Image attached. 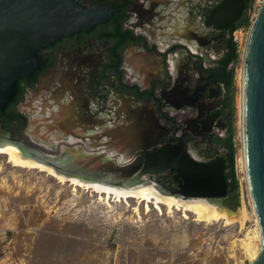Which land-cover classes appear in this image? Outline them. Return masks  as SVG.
Segmentation results:
<instances>
[{
  "label": "flooded vegetation",
  "instance_id": "obj_1",
  "mask_svg": "<svg viewBox=\"0 0 264 264\" xmlns=\"http://www.w3.org/2000/svg\"><path fill=\"white\" fill-rule=\"evenodd\" d=\"M76 1L110 6L111 16L38 50V69L18 80L16 93L0 110V144L18 149L7 144L18 142L34 150L30 118L61 127L44 131L47 139L77 133L98 142L131 126L139 113L154 132L149 148L183 140L195 159L222 161L225 196L186 199L222 203L236 177L237 32L250 0L242 7L239 0ZM175 174L162 172L167 179Z\"/></svg>",
  "mask_w": 264,
  "mask_h": 264
},
{
  "label": "rangeland",
  "instance_id": "obj_2",
  "mask_svg": "<svg viewBox=\"0 0 264 264\" xmlns=\"http://www.w3.org/2000/svg\"><path fill=\"white\" fill-rule=\"evenodd\" d=\"M249 25L237 32L234 71L238 196L221 203L230 213L243 203L246 218L201 221L154 198L118 196L59 180L36 167L13 165L0 150V264H250L243 255L244 237L257 223L239 160L237 101Z\"/></svg>",
  "mask_w": 264,
  "mask_h": 264
},
{
  "label": "water",
  "instance_id": "obj_3",
  "mask_svg": "<svg viewBox=\"0 0 264 264\" xmlns=\"http://www.w3.org/2000/svg\"><path fill=\"white\" fill-rule=\"evenodd\" d=\"M245 1L239 0L241 7ZM111 9L105 5L83 6L76 0H0V110L13 98L18 80L31 78L38 69L40 48L63 35L106 20ZM230 16L236 19L237 13L232 11ZM241 91L245 174L261 242L260 251L250 264H264V0L248 27L242 54ZM134 120L131 126L119 127L112 135L104 134L98 142L77 133L65 137L58 133L52 142L44 144L37 137V129L59 132L61 127L46 122L38 124L30 118L29 132L36 142L34 150L18 142L9 143L24 157L92 182L122 188L151 184L160 193L180 199L220 200L225 196L227 182L221 160L203 163L195 159L183 140L149 148L154 143V132L139 113ZM62 139L67 143L59 141ZM166 169L176 174L167 179L162 176ZM207 203L228 211L219 202Z\"/></svg>",
  "mask_w": 264,
  "mask_h": 264
},
{
  "label": "bare ground",
  "instance_id": "obj_4",
  "mask_svg": "<svg viewBox=\"0 0 264 264\" xmlns=\"http://www.w3.org/2000/svg\"><path fill=\"white\" fill-rule=\"evenodd\" d=\"M239 82L241 85L242 90V69L239 71ZM237 101L239 103V126H240V136L242 134V91L239 97L237 98ZM44 133V128L41 130V134ZM47 134L42 135L41 140L44 144H48L52 142V138H45ZM38 139H40V135H37ZM11 144V143H8ZM0 145V150L5 152L7 154L8 160L13 164L21 167H36L41 170L47 171L49 174L55 176L59 180H71L72 183H75L77 185L82 186H90L98 191H105L106 193H114L116 195H134L139 198H143L146 200H149V198H154L155 202H163L166 204L169 208L175 206V207H182L184 210H188L192 212L196 219L205 221V222H211L214 220H222L225 223H231L233 221H239L240 219L246 218V214L244 213L245 206L242 203L240 208L237 209L235 213H230L224 209H220L216 206L210 205L205 201L201 200H194V201H187L186 199H179L171 195H165L160 193L153 185L151 184H142L138 185L132 188H122V187H116L111 185H105L98 182H92L88 180H84L82 178H78L76 176H69L66 174H63L61 172H57L54 170L51 166L46 165L42 162L36 161L32 158L24 157L22 154L12 145ZM14 145V144H13ZM240 162L242 165V168L245 172V163H244V156H243V149L241 150V156H240ZM246 177V174H245ZM246 180V178H245ZM247 182V181H246ZM248 187V186H247ZM251 199V198H250ZM190 200V199H189ZM252 204V202H251ZM253 212L254 207L252 204ZM232 210V209H231ZM256 216V214H255ZM256 223L257 227L253 231V234H249V231H246L244 239L246 241L244 242V249H243V255L245 258H247L250 262L254 260L261 248V242H260V228L258 219L256 216Z\"/></svg>",
  "mask_w": 264,
  "mask_h": 264
},
{
  "label": "built area",
  "instance_id": "obj_5",
  "mask_svg": "<svg viewBox=\"0 0 264 264\" xmlns=\"http://www.w3.org/2000/svg\"><path fill=\"white\" fill-rule=\"evenodd\" d=\"M261 3H262V0H250L248 11H247V15H248V19L250 23L253 21V19L257 15V12L261 6Z\"/></svg>",
  "mask_w": 264,
  "mask_h": 264
},
{
  "label": "trees",
  "instance_id": "obj_6",
  "mask_svg": "<svg viewBox=\"0 0 264 264\" xmlns=\"http://www.w3.org/2000/svg\"><path fill=\"white\" fill-rule=\"evenodd\" d=\"M248 24H249V19H248V16L245 15L244 26H246ZM232 114H233V108H232ZM232 134H233V129H232ZM233 149H234V146H233ZM231 185H232L231 197L234 199V201H236L237 196H238V180L236 177L233 178ZM225 202H226V200L223 201V203H225Z\"/></svg>",
  "mask_w": 264,
  "mask_h": 264
}]
</instances>
